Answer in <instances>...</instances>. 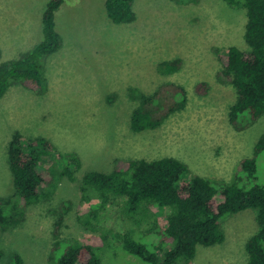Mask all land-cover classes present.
Instances as JSON below:
<instances>
[{"label":"rangeland","instance_id":"374dc122","mask_svg":"<svg viewBox=\"0 0 264 264\" xmlns=\"http://www.w3.org/2000/svg\"><path fill=\"white\" fill-rule=\"evenodd\" d=\"M46 2L0 0V61L19 58L41 41ZM132 5L133 20L116 23L105 0H65L55 16L60 45L43 58L47 90L15 83L0 98V198L10 200L9 205L18 201L8 164L12 135L51 144L41 162L48 174L41 199L9 212L19 220L16 225L0 224V264H15L16 256L19 264H50L51 254L63 246L55 247L56 241L100 234L79 218L99 202L82 198L79 186L86 172L108 173L131 158L171 156L192 174L229 181L238 161L253 154L264 132V114L236 129L229 111L237 93L220 72L227 47L248 48L246 10L225 0H133ZM174 59L180 60L178 70L163 73L161 62ZM166 82L184 86L185 107L156 128L133 131L130 119L140 100L132 94L153 93ZM67 154L81 161L75 180L52 172ZM258 162L263 168L262 158ZM121 205H107L99 225L113 232L132 227L155 241L147 231L152 216L137 222L139 215H125ZM149 212L159 214L160 209L152 206ZM222 228L224 241L199 246L186 264H247L246 242L257 230L256 210L226 216ZM102 257L104 264H138L133 256L115 257L110 250Z\"/></svg>","mask_w":264,"mask_h":264},{"label":"trees","instance_id":"16d2710c","mask_svg":"<svg viewBox=\"0 0 264 264\" xmlns=\"http://www.w3.org/2000/svg\"><path fill=\"white\" fill-rule=\"evenodd\" d=\"M64 1L47 0L41 15V41L19 58L0 61V98L15 83H23L40 93L47 90L43 58L60 45L55 16ZM177 1L185 4L196 0ZM225 1L244 8L247 16L244 39L248 48L227 47L220 70L237 93L229 121L236 129H243L264 114V0ZM132 3L133 0H105L109 18L116 23L133 20ZM179 63V59L163 61L160 67L168 74L178 70ZM132 96L140 100L130 119L131 129L136 132L156 128L187 102L184 86L174 82L160 84L153 93L137 92ZM50 148L45 138L27 140L18 132L12 135L8 164L18 201L9 205L10 200L0 198L2 226L18 223L17 218L9 215L17 204L27 206L41 199L48 176L41 162ZM259 157L263 162L261 169ZM63 159L59 170L51 169L55 163L48 170L59 171L55 176L66 175L75 180V171L81 165L79 157L67 154ZM79 187L84 201H99L97 206L86 208L79 218L87 228L101 232L97 236L56 241L55 247L63 246L51 254L50 264H104L102 256L109 250L115 257L131 255L138 264H186L194 258L199 246L222 243L223 219L247 208L256 210L257 217V230L246 242L247 264H264V132L256 140L253 154L238 161L229 181L192 174L183 161L163 156L121 160L108 173L86 172ZM120 202L125 215L133 218L139 215L137 222L152 216L147 231L155 234V241L137 234L132 227L113 232L99 225L101 211ZM152 206L159 208L160 213L151 214ZM15 261L19 264L18 256Z\"/></svg>","mask_w":264,"mask_h":264}]
</instances>
